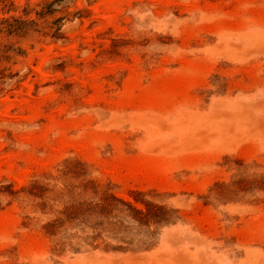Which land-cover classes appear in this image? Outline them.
<instances>
[{"label": "rangeland", "instance_id": "374dc122", "mask_svg": "<svg viewBox=\"0 0 264 264\" xmlns=\"http://www.w3.org/2000/svg\"><path fill=\"white\" fill-rule=\"evenodd\" d=\"M0 264H264V0H0Z\"/></svg>", "mask_w": 264, "mask_h": 264}, {"label": "trees", "instance_id": "16d2710c", "mask_svg": "<svg viewBox=\"0 0 264 264\" xmlns=\"http://www.w3.org/2000/svg\"><path fill=\"white\" fill-rule=\"evenodd\" d=\"M114 200H119L115 196H112ZM123 202V201H122ZM125 204L136 212H141L136 209L129 201ZM106 209L105 204L101 202L91 203V202H80L77 205L73 206L69 211V216L73 219L75 218H88L92 214H100ZM50 225H53L50 224Z\"/></svg>", "mask_w": 264, "mask_h": 264}]
</instances>
